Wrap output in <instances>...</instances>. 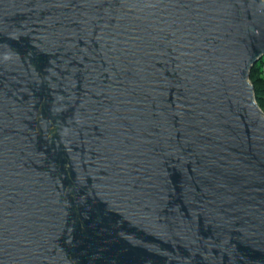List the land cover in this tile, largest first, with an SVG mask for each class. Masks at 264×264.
<instances>
[{"label": "water", "instance_id": "obj_1", "mask_svg": "<svg viewBox=\"0 0 264 264\" xmlns=\"http://www.w3.org/2000/svg\"><path fill=\"white\" fill-rule=\"evenodd\" d=\"M264 0H0V264H264Z\"/></svg>", "mask_w": 264, "mask_h": 264}, {"label": "trees", "instance_id": "obj_2", "mask_svg": "<svg viewBox=\"0 0 264 264\" xmlns=\"http://www.w3.org/2000/svg\"><path fill=\"white\" fill-rule=\"evenodd\" d=\"M264 62V56H262L250 69L249 79L254 87V96L257 104L261 107L264 106V68L261 63Z\"/></svg>", "mask_w": 264, "mask_h": 264}, {"label": "rangeland", "instance_id": "obj_3", "mask_svg": "<svg viewBox=\"0 0 264 264\" xmlns=\"http://www.w3.org/2000/svg\"><path fill=\"white\" fill-rule=\"evenodd\" d=\"M261 65H262V68H264V62H262ZM262 76H264V73H262ZM260 108H261L262 110H264V106H261Z\"/></svg>", "mask_w": 264, "mask_h": 264}]
</instances>
